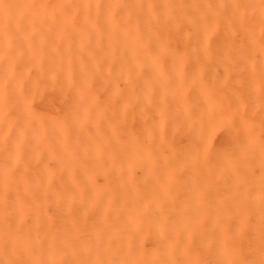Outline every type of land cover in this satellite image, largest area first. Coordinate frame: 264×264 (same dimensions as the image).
<instances>
[{
  "label": "bare ground",
  "instance_id": "1",
  "mask_svg": "<svg viewBox=\"0 0 264 264\" xmlns=\"http://www.w3.org/2000/svg\"><path fill=\"white\" fill-rule=\"evenodd\" d=\"M0 264H264V0H0Z\"/></svg>",
  "mask_w": 264,
  "mask_h": 264
}]
</instances>
